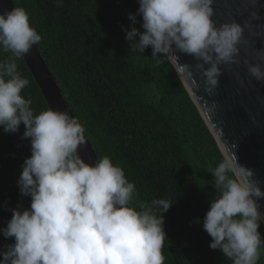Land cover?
<instances>
[{"label": "clouds", "instance_id": "clouds-1", "mask_svg": "<svg viewBox=\"0 0 264 264\" xmlns=\"http://www.w3.org/2000/svg\"><path fill=\"white\" fill-rule=\"evenodd\" d=\"M212 3L139 0L137 13L128 19L135 24L139 15L144 31L132 27L125 30V39L140 54L151 47L152 58L173 63L182 79L195 83L192 66L178 64L176 54L192 56L211 94L222 75L219 66L239 64L242 38L239 24L216 27ZM41 39L24 8L0 11V50L10 53L0 61V128L15 133L23 124L21 140L31 144L17 181L20 194L31 198L30 207L12 209L6 228L0 229L5 239L15 241L0 252V264H164V214L172 203L164 198L140 202L135 183L108 156L94 165L80 157L85 128L75 116L51 108L34 114L31 99L21 95L29 80L18 72L16 61ZM248 72L264 81L259 65ZM211 174L217 195L202 221L210 249L232 264H257L264 249L258 231L264 220L260 181L231 149ZM134 200L136 206H130Z\"/></svg>", "mask_w": 264, "mask_h": 264}, {"label": "trees", "instance_id": "trees-1", "mask_svg": "<svg viewBox=\"0 0 264 264\" xmlns=\"http://www.w3.org/2000/svg\"><path fill=\"white\" fill-rule=\"evenodd\" d=\"M13 1L41 35L38 50L98 158L108 156L124 169L140 202L172 203L164 214V264H232L210 249L202 226L217 195L211 171L225 156L174 65L152 58L151 47L131 50L125 30L144 31L139 15L135 24L128 19L138 1ZM9 56L0 50V61ZM16 63L29 80L21 95L31 99L34 114L50 109L24 58ZM24 131L21 124L18 132ZM24 142L30 150V139ZM26 158L12 133L0 128V229L12 209L30 207L17 186ZM258 231L264 239L263 221ZM14 242L0 232V252ZM257 264H264V249Z\"/></svg>", "mask_w": 264, "mask_h": 264}, {"label": "water", "instance_id": "water-1", "mask_svg": "<svg viewBox=\"0 0 264 264\" xmlns=\"http://www.w3.org/2000/svg\"><path fill=\"white\" fill-rule=\"evenodd\" d=\"M139 3V0H137ZM16 7L13 0H0V11ZM213 21L216 27L236 23L242 28L241 42L237 45L239 64H222L218 86L211 94L205 91L204 80L195 68L197 61L189 55L177 53L178 64L191 65L193 79H182L178 66L174 65L192 100L214 135L222 153L229 150L238 162L255 174L264 191V81H257L248 68L259 65L264 71V0H213ZM49 106L57 111H69L60 88L46 65L37 45L24 57ZM207 67V65L205 66ZM26 157L31 152L19 132L12 133ZM86 144L78 149L80 157L94 165L98 159L86 136ZM264 216V199L258 201ZM264 223V220H262Z\"/></svg>", "mask_w": 264, "mask_h": 264}]
</instances>
